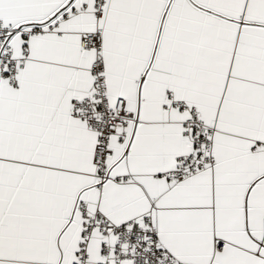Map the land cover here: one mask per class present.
Segmentation results:
<instances>
[{
    "label": "snow or ice",
    "instance_id": "6c2138e0",
    "mask_svg": "<svg viewBox=\"0 0 264 264\" xmlns=\"http://www.w3.org/2000/svg\"><path fill=\"white\" fill-rule=\"evenodd\" d=\"M0 264H264V0H0Z\"/></svg>",
    "mask_w": 264,
    "mask_h": 264
}]
</instances>
